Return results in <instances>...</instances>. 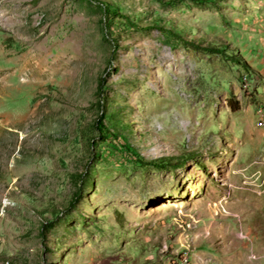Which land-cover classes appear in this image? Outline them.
<instances>
[{"label":"rangeland","instance_id":"obj_1","mask_svg":"<svg viewBox=\"0 0 264 264\" xmlns=\"http://www.w3.org/2000/svg\"><path fill=\"white\" fill-rule=\"evenodd\" d=\"M258 103L264 0H0V264H264Z\"/></svg>","mask_w":264,"mask_h":264},{"label":"built area","instance_id":"obj_2","mask_svg":"<svg viewBox=\"0 0 264 264\" xmlns=\"http://www.w3.org/2000/svg\"><path fill=\"white\" fill-rule=\"evenodd\" d=\"M255 120L257 123L258 128L264 129V105L257 104L255 107ZM186 260H184L183 264H186Z\"/></svg>","mask_w":264,"mask_h":264},{"label":"trees","instance_id":"obj_3","mask_svg":"<svg viewBox=\"0 0 264 264\" xmlns=\"http://www.w3.org/2000/svg\"><path fill=\"white\" fill-rule=\"evenodd\" d=\"M210 52L215 53V54H220L223 53L222 48H207ZM230 61H232L233 63H236L238 65H241L243 62L241 60L238 59V57L235 54H230ZM243 65V64H242ZM229 109L232 113L236 112L237 109L235 107L229 106ZM159 168H164V166H157Z\"/></svg>","mask_w":264,"mask_h":264}]
</instances>
